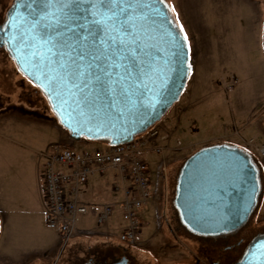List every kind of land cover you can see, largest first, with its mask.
<instances>
[{"label": "rangeland", "instance_id": "1", "mask_svg": "<svg viewBox=\"0 0 264 264\" xmlns=\"http://www.w3.org/2000/svg\"><path fill=\"white\" fill-rule=\"evenodd\" d=\"M13 1L0 0V24ZM164 1L178 26H182L183 33L187 34L193 71L180 101L163 119L166 121L162 127L160 122L153 128L158 132L157 144L163 126L181 124L176 135L168 133L165 143H160L159 153L146 154L152 179L158 183L159 197L153 200L157 210L150 204L142 212V236L130 250L142 264H203L206 258L202 254V245L181 230L175 212L173 200L177 177L181 166L197 150L214 144H228L257 158L264 183V157L259 155L264 145V0ZM0 105V118L49 116L52 124H58L42 92L24 77L1 47ZM18 130L19 154L25 161L24 177H27L31 161L37 160L42 168L45 159L41 152L44 149L40 144H35L37 148L29 142L33 135L24 124H20ZM61 130L62 136L56 144L75 148L77 141H73L65 129ZM0 150L8 152L4 146H0ZM105 176L109 177L111 173L107 172ZM118 187L115 191L121 202L125 190L121 183ZM123 226L118 212L114 223L103 229L118 241ZM79 227L91 230L96 229L97 224L92 216L84 217ZM247 229L253 233L264 229V193L260 208ZM32 233L24 230L20 236H10L6 249L20 251L17 258L23 260L16 263L0 261V264H67L74 254L107 242L104 237L81 232L63 248L60 246L59 254L50 259L26 257L30 245L41 239L51 238L53 242L56 237L59 239L46 221Z\"/></svg>", "mask_w": 264, "mask_h": 264}, {"label": "water", "instance_id": "2", "mask_svg": "<svg viewBox=\"0 0 264 264\" xmlns=\"http://www.w3.org/2000/svg\"><path fill=\"white\" fill-rule=\"evenodd\" d=\"M21 2L13 1L0 24V47L42 92L55 119L73 141L111 146L130 143L162 122L180 101L194 62L188 41L164 0H148L159 14H151L142 33L147 52L142 68L145 75L134 86L121 82L130 102H122L118 95H101L95 89L74 86L55 63L33 59L31 49L18 39L26 16L16 7ZM261 177L251 156L236 146L214 144L197 150L177 177L174 204L180 222L191 234L204 236L242 228L261 201ZM255 249L258 261L264 264V237L249 250L248 263Z\"/></svg>", "mask_w": 264, "mask_h": 264}, {"label": "snow or ice", "instance_id": "3", "mask_svg": "<svg viewBox=\"0 0 264 264\" xmlns=\"http://www.w3.org/2000/svg\"><path fill=\"white\" fill-rule=\"evenodd\" d=\"M16 7L26 13L18 39L33 59L55 63L74 86L130 102L121 82L134 86L145 75L142 33L159 14L148 0H22Z\"/></svg>", "mask_w": 264, "mask_h": 264}, {"label": "built area", "instance_id": "4", "mask_svg": "<svg viewBox=\"0 0 264 264\" xmlns=\"http://www.w3.org/2000/svg\"><path fill=\"white\" fill-rule=\"evenodd\" d=\"M157 134L156 129L151 128L130 143L106 149L82 151L54 144L41 152L45 159L42 165L45 221L58 234L62 248L79 233L87 232L80 229L79 223L91 213L97 226L103 228L111 226L120 212V223L124 226L118 242L128 247L136 245L144 226L142 212L159 197L158 183L153 181L146 159V154L160 152L155 146ZM259 155L264 157V145ZM108 170L117 172L126 183L124 200L117 205L81 204L78 201L81 188L94 174L104 175ZM155 215L157 218V211Z\"/></svg>", "mask_w": 264, "mask_h": 264}, {"label": "crops", "instance_id": "5", "mask_svg": "<svg viewBox=\"0 0 264 264\" xmlns=\"http://www.w3.org/2000/svg\"><path fill=\"white\" fill-rule=\"evenodd\" d=\"M51 117L43 116H24L0 118V146L7 148L8 152L0 150V261L5 263H16L22 261L17 258L20 251L6 249L10 236H20L21 232L26 230L32 232L38 230L39 226L45 222L46 202L42 192V168L40 163L31 161L27 167L28 175L24 177L25 161L21 160L19 154L18 126L24 124L32 135V141L29 142L42 145L45 150L48 146L56 144L62 136L61 127L58 124H52ZM166 120H163L160 124ZM181 124H168L157 139L156 147L165 143L167 134L176 135L179 132ZM162 127V126H161ZM173 129V130H172ZM178 130V131H177ZM76 150L106 149L107 144L92 143L86 140L76 142ZM159 146V147H158ZM39 148L38 146H36ZM43 165V163H42ZM107 172L111 176H105ZM106 174H94L89 181L81 188L78 195V201L81 204L92 206L103 204L117 205L119 196L115 191V186L121 183L123 188L126 187L120 175L112 170ZM26 178V180H25ZM111 185L114 187L111 188ZM119 188V187H118ZM93 217L94 214L85 216ZM117 216V214H116ZM84 218V217H83ZM116 218V217H115ZM82 220V218H81ZM104 232L105 238L108 237L107 231L103 228L86 230L93 236L95 231ZM84 230V228H82ZM96 236V235H95ZM99 236V235H97ZM103 237V236H100ZM59 239H41L37 244L30 245L26 257L51 258L60 252Z\"/></svg>", "mask_w": 264, "mask_h": 264}, {"label": "flooded vegetation", "instance_id": "6", "mask_svg": "<svg viewBox=\"0 0 264 264\" xmlns=\"http://www.w3.org/2000/svg\"><path fill=\"white\" fill-rule=\"evenodd\" d=\"M249 155L252 158L253 164L261 174V167L256 160L257 158H255L252 154ZM261 181L264 193V183L263 180ZM173 205L176 215L178 216L174 200ZM259 208L260 203L251 220L254 218ZM251 220L238 230L217 236H204L191 234L182 225L178 216V222L180 223L181 230L193 240L199 241L200 245H202V254L206 258L203 264H260L257 259L258 252L256 249L252 251V255L254 253L255 255L253 258L251 257V263H248L249 250L258 242L259 239L264 237V229L256 233H253L250 230L248 231L247 228ZM94 235L103 236L105 238V233L100 230L95 231ZM105 239L107 242L103 244L89 246L88 249L83 251L81 254H74L69 258L67 264H142L136 255L131 252L130 247L114 240L113 237L108 236ZM140 239L141 238H139L137 243L140 242Z\"/></svg>", "mask_w": 264, "mask_h": 264}, {"label": "trees", "instance_id": "7", "mask_svg": "<svg viewBox=\"0 0 264 264\" xmlns=\"http://www.w3.org/2000/svg\"><path fill=\"white\" fill-rule=\"evenodd\" d=\"M174 17V16H173ZM175 19V18H174ZM176 21V20H175ZM1 23H2V21H1ZM1 106V105H0Z\"/></svg>", "mask_w": 264, "mask_h": 264}]
</instances>
